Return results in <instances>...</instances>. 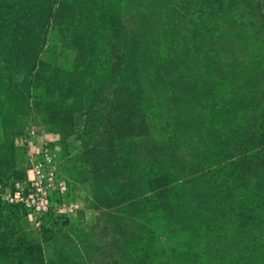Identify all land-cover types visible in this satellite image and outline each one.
Returning <instances> with one entry per match:
<instances>
[{
    "label": "rangeland",
    "instance_id": "obj_1",
    "mask_svg": "<svg viewBox=\"0 0 264 264\" xmlns=\"http://www.w3.org/2000/svg\"><path fill=\"white\" fill-rule=\"evenodd\" d=\"M197 1H105L101 38L111 15L118 33L91 117L85 94L66 99L64 129L9 103L15 144L34 125L39 146L55 140L54 203L80 204L54 223L0 212V264H264V0H221L212 15ZM72 33L49 27V73L76 71ZM30 165L19 156L20 174Z\"/></svg>",
    "mask_w": 264,
    "mask_h": 264
},
{
    "label": "trees",
    "instance_id": "obj_2",
    "mask_svg": "<svg viewBox=\"0 0 264 264\" xmlns=\"http://www.w3.org/2000/svg\"><path fill=\"white\" fill-rule=\"evenodd\" d=\"M105 1L0 0V186L6 185L4 181L7 179H24L26 175L20 174L17 168L19 156L24 153L16 146L14 137L5 130L8 127L9 103L13 107L20 104L28 108L32 104L46 112L54 127L64 129L62 122L59 127L56 123L59 121V114L71 113L66 106V99L82 101L85 94L81 103H88L87 111L91 117L95 112L94 100L105 95L112 75L104 72L103 67L107 56L116 47L112 41L118 33V22L111 15L110 39L101 38L100 32L105 27L102 8ZM220 1L203 0L197 1L196 5L198 10L204 7L207 12L209 6V15H212ZM88 2L94 4L96 9V17L90 21L83 20L84 13H90L87 10ZM61 22L72 25V42L78 50L76 71L63 74L62 77L58 70L49 73L47 67L50 64L40 58L49 27L52 23ZM93 79L100 85L95 86ZM92 119L96 118L93 116ZM8 209L12 212L20 209L28 218L22 206L4 205L0 200V212ZM58 219L59 217L50 215L44 220L54 223L59 222ZM255 226L264 227L263 220L258 218Z\"/></svg>",
    "mask_w": 264,
    "mask_h": 264
},
{
    "label": "built area",
    "instance_id": "obj_3",
    "mask_svg": "<svg viewBox=\"0 0 264 264\" xmlns=\"http://www.w3.org/2000/svg\"><path fill=\"white\" fill-rule=\"evenodd\" d=\"M42 128L28 127L16 138V146L31 162L24 179H11L0 186V200L4 205H19L32 223L40 224L47 216L67 217L79 207V200L70 204H55L52 192L66 187L57 168L58 152L55 140L39 146Z\"/></svg>",
    "mask_w": 264,
    "mask_h": 264
}]
</instances>
